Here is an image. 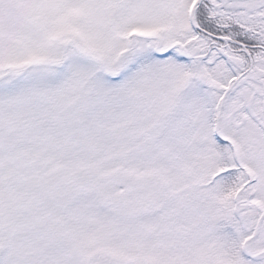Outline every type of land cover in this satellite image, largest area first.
Masks as SVG:
<instances>
[{
    "label": "snow or ice",
    "instance_id": "1",
    "mask_svg": "<svg viewBox=\"0 0 264 264\" xmlns=\"http://www.w3.org/2000/svg\"><path fill=\"white\" fill-rule=\"evenodd\" d=\"M0 264H264V0H0Z\"/></svg>",
    "mask_w": 264,
    "mask_h": 264
}]
</instances>
